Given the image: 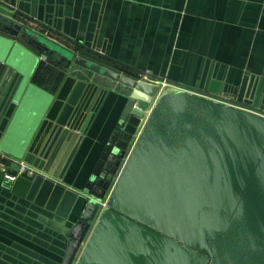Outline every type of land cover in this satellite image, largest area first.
I'll return each mask as SVG.
<instances>
[{
	"label": "water",
	"instance_id": "obj_1",
	"mask_svg": "<svg viewBox=\"0 0 264 264\" xmlns=\"http://www.w3.org/2000/svg\"><path fill=\"white\" fill-rule=\"evenodd\" d=\"M6 8L22 16L20 8ZM36 24L53 32L47 22ZM47 53L59 56L63 69L85 66L103 92L127 99L85 190L75 196L74 217L53 232L64 248L57 264H264L262 104L187 92L179 84L159 89L88 62L47 32L0 11V70L12 73L0 85L8 117L0 149L24 159L34 151L35 131L50 118L51 94L32 83L39 62L50 61ZM103 79L108 87L99 83ZM57 121L53 138L73 128ZM21 176L49 183L41 175Z\"/></svg>",
	"mask_w": 264,
	"mask_h": 264
},
{
	"label": "crops",
	"instance_id": "obj_2",
	"mask_svg": "<svg viewBox=\"0 0 264 264\" xmlns=\"http://www.w3.org/2000/svg\"><path fill=\"white\" fill-rule=\"evenodd\" d=\"M0 11L47 32L88 62L159 89L179 84L187 92L264 106V0H0ZM46 56L50 61L39 62L32 83L51 94L50 118L35 131L30 158L0 149V162L14 175L23 160L49 183L21 175L5 181L0 171V264L59 263L64 248L53 232L74 217L75 196L85 190L127 101L114 90L103 92L85 66L63 69L59 56ZM11 74L0 70L1 86ZM99 83L110 85L107 79ZM6 107L1 102L0 143ZM60 119L73 128L53 138Z\"/></svg>",
	"mask_w": 264,
	"mask_h": 264
},
{
	"label": "built area",
	"instance_id": "obj_3",
	"mask_svg": "<svg viewBox=\"0 0 264 264\" xmlns=\"http://www.w3.org/2000/svg\"><path fill=\"white\" fill-rule=\"evenodd\" d=\"M142 125L143 124L141 123V125H139V127L137 128V131H136V134H135V136L133 138V141L129 145V147H128L126 153H125V156L122 159L121 166L117 170L118 171L117 176H118L119 172L121 171L122 167L124 166V163L126 162L128 156H129V154L131 152L132 146H133V144H134V142H135V140L137 138V135L139 134V132H140V130L142 128ZM16 165H17V173H16V175H11V174H8V173L5 172V169L7 168V164L5 162L4 163L0 162V171L3 173V177H4L5 181H12V180L15 179V177L17 175H21V174H26V175H41L42 174L40 170L36 169L34 166L26 163L23 160L18 161L16 163ZM107 197H108V195L105 196L103 199H101L99 201V204H100L99 210H100V212L107 207Z\"/></svg>",
	"mask_w": 264,
	"mask_h": 264
},
{
	"label": "flooded vegetation",
	"instance_id": "obj_4",
	"mask_svg": "<svg viewBox=\"0 0 264 264\" xmlns=\"http://www.w3.org/2000/svg\"><path fill=\"white\" fill-rule=\"evenodd\" d=\"M106 164V163H105Z\"/></svg>",
	"mask_w": 264,
	"mask_h": 264
}]
</instances>
